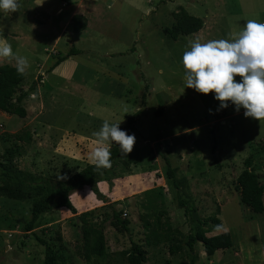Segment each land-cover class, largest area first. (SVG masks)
Returning a JSON list of instances; mask_svg holds the SVG:
<instances>
[{"label":"rangeland","instance_id":"1","mask_svg":"<svg viewBox=\"0 0 264 264\" xmlns=\"http://www.w3.org/2000/svg\"><path fill=\"white\" fill-rule=\"evenodd\" d=\"M76 1L19 0L18 12H0V40L30 62L22 85L26 117L0 112V164L11 166L12 177L34 193L24 201L0 197V264H43L45 249L37 238L57 248L58 234L69 264H127L120 252L132 242L145 250L144 264H208L207 257H200L201 244L192 254L185 248L170 255L162 236L165 221L186 237L198 229L197 220L210 216L221 221L233 241L218 253L221 264H264V211L253 213L236 190V178L250 157L264 193V120L245 118V110L237 112L231 102L217 111L214 93L186 87L182 64L190 40L229 39L228 33L242 29L248 19L263 23L264 0H84L80 3L88 9V24L73 33L66 19ZM193 6H200L203 16L191 15L207 18L203 30L176 41L167 38L163 29L173 25L172 13ZM222 9L227 19L211 18ZM215 22L220 29H212ZM71 45L81 54L46 74ZM1 65L14 66L15 61L0 59ZM235 79L240 82L241 77ZM138 110L131 130L127 119ZM105 120L121 122V130L135 135L133 151L120 154L98 184L100 195L85 187L71 196L76 214L55 209L24 232L43 179L64 181L91 164L89 154L96 147L92 134ZM21 132L30 133L29 143L16 140ZM168 165L178 191L166 175ZM179 196L187 203L188 216L178 205ZM82 212L104 228L103 260L86 263L75 254L82 241ZM114 212L129 221L127 232L113 226ZM143 214L151 215L148 232L140 220ZM219 232L213 229L208 236Z\"/></svg>","mask_w":264,"mask_h":264},{"label":"trees","instance_id":"2","mask_svg":"<svg viewBox=\"0 0 264 264\" xmlns=\"http://www.w3.org/2000/svg\"><path fill=\"white\" fill-rule=\"evenodd\" d=\"M174 23L171 27L163 29L164 35L170 40L176 41L180 37L191 36L198 33L204 26L201 18L192 16L187 13L183 7H179L172 13ZM71 30L73 33H81L87 27V18L83 15H74L70 19ZM81 54V50L71 45L68 51L60 57H57L54 62L48 67L46 74L52 72L58 65L63 63L71 56ZM25 76L19 75L15 66L1 65L0 66V112L9 115H14L19 118H25L26 109L21 104L27 93L22 90V85ZM35 89V83L30 90ZM140 115L138 110L127 119V125L133 130V126ZM16 140L21 143H29L31 135L29 132H21L16 134ZM264 147V144H263ZM111 168L97 171L91 164L86 165L78 172L74 173L64 181H53L50 178L43 179L42 188L36 190L38 199H34L31 207L30 220L25 224L23 231L28 233L34 228L35 222L43 214L49 213L55 209L64 208L72 214H76V209L71 201V196L82 190L85 187L95 195H100L98 184L102 178L112 171L115 167V162L120 157L119 146L114 144L111 146ZM245 169L236 178V190L239 193L240 202L247 206L253 213L261 214L264 211L263 203V188L260 185L257 175L251 169L252 159L249 157L244 161ZM4 172L0 174V197H6L15 201L30 200L34 193L33 190L27 187L23 182L12 177L11 166L0 164ZM166 175L173 180L175 189L179 187L174 182L173 169L168 165ZM178 205L185 210V216L190 212L187 208V203L179 196ZM151 215L143 214L140 216L144 231H149L152 223L149 221ZM79 232L81 234V244L75 247V254L82 261L89 263L93 259L103 260L106 258V240L104 228L102 225L93 222L89 219L88 212L79 214ZM114 227L121 228L127 232L129 230V221L120 219L118 213L114 212L112 216ZM199 225L194 234H188L186 237L177 229H173L168 221L164 223L163 241L169 242L168 253L170 255L178 254L187 249L189 253H193L194 246L201 244L206 257H211L217 250H227L233 246L231 235L228 232L220 231L208 236L212 232L215 225H222L221 221L216 216H210L206 219L197 220ZM155 225L160 227V218L155 220ZM185 241L183 242V240ZM39 243L44 246V262L43 264H69L63 250L62 238L58 234L57 248L49 245L41 238H37ZM121 256L127 264H144L146 262V252L142 245L131 243L129 250L121 251ZM193 264V263H192Z\"/></svg>","mask_w":264,"mask_h":264},{"label":"clouds","instance_id":"3","mask_svg":"<svg viewBox=\"0 0 264 264\" xmlns=\"http://www.w3.org/2000/svg\"><path fill=\"white\" fill-rule=\"evenodd\" d=\"M20 7L19 0H0V12L5 16L18 12ZM228 36L229 39L206 42L197 37L188 42V50L182 56L186 87L203 95L214 93V99L219 101L217 111L231 102L237 112L245 110V118L264 120V23L248 19L242 29L233 30ZM0 59L15 61L19 75L30 67L28 58L14 53L6 40H0ZM237 76L241 77L240 82L236 81ZM120 123L105 120L92 134L96 147L90 152L89 161L97 171L111 168L112 144L119 146L123 156L133 151L136 137L121 130ZM214 230L228 229L215 225Z\"/></svg>","mask_w":264,"mask_h":264},{"label":"crops","instance_id":"4","mask_svg":"<svg viewBox=\"0 0 264 264\" xmlns=\"http://www.w3.org/2000/svg\"><path fill=\"white\" fill-rule=\"evenodd\" d=\"M79 2H75V4H78L77 6H76V9H78V10H74L73 12H71L69 15H68V17H67V19H66V21H68L69 23H70V19H71V17L72 16H74V15H83V16H85L86 17V13L88 12V9H87V11H85L84 10V8H83V3H84V0H78ZM80 1H83V3H80ZM73 4V3H72ZM200 6H193V7H191L190 8V10H189V8L188 9H185L186 11H187V13L188 14H190L191 15V13H194L195 15L196 14H200V13H198V11L200 10L201 11V8H199ZM222 13V14H221ZM200 15H202V14H200ZM218 15L220 16L221 15V18H224V19H227V17H228V14L227 13H225L224 11H223V9L222 10H220L217 14H216V16L217 17H214L213 15H211V18H214V19H221V18H218ZM193 16V15H192ZM203 16V15H202ZM87 18V17H86ZM207 19V18H206ZM205 19V17H203V19L202 20H204L203 22H204V26L206 25V20ZM65 21V20H64ZM264 23V22H263ZM87 24H88V19H87ZM204 26H203V28H204ZM203 28L200 30V31H202L203 30ZM213 28H215V29H220V27L218 26V22H215V24H213V26H212V29ZM199 31V32H200ZM212 34H213V32H212ZM212 39V38H211ZM62 64V63H61ZM59 66V65H58ZM60 68V67H59ZM59 68L57 69V70H53L52 72H56V71H58L59 70ZM72 71V70H71ZM71 71H68L64 76H68L69 75V73L71 72ZM52 72H50V73H52ZM49 73V74H50ZM218 253H221V250H217L211 257H207L208 258V264H221V258H219V256H218ZM200 257L201 258H204V257H206V255H205V253H204V251H202L201 253H200ZM235 255H237V253H235ZM198 262V261H197ZM227 263H229V264H233V261H227Z\"/></svg>","mask_w":264,"mask_h":264}]
</instances>
